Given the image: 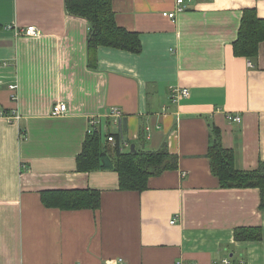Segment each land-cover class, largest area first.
Returning a JSON list of instances; mask_svg holds the SVG:
<instances>
[{"label":"crops","instance_id":"1","mask_svg":"<svg viewBox=\"0 0 264 264\" xmlns=\"http://www.w3.org/2000/svg\"><path fill=\"white\" fill-rule=\"evenodd\" d=\"M65 2L0 0V112L19 117H0V264H264L259 190L221 188L207 157L216 128L236 168L264 162V41L252 61L233 51L243 11L264 20V0H191L173 22L162 14L175 0H111L140 52L99 48L91 65L90 27ZM27 26L41 36L13 31ZM172 88L188 98L173 101ZM57 102L67 111L52 116ZM111 108L122 112L116 126ZM93 117L110 154L105 136L120 131L129 149L165 148L177 169L141 193L120 190L114 170L79 171ZM72 191L100 192V207L48 208L40 197ZM244 228L261 240L235 241Z\"/></svg>","mask_w":264,"mask_h":264},{"label":"trees","instance_id":"2","mask_svg":"<svg viewBox=\"0 0 264 264\" xmlns=\"http://www.w3.org/2000/svg\"><path fill=\"white\" fill-rule=\"evenodd\" d=\"M68 15L84 19L89 27L87 52L90 65L95 64L96 50L107 48L127 51L133 54L140 52L139 37L136 33L127 32L117 27L111 0H66ZM264 41V20L256 16L254 9L244 10L241 17L238 36L233 43L234 55L248 58L250 61L257 54L258 45ZM212 141L207 157L212 175L224 189H258L260 194V209H264V162H259L255 170L245 171L235 167L234 155L231 150H225L221 145L218 129L212 128ZM112 135L116 143L102 145L101 134L92 132L86 136L83 149L77 157V169L81 172L90 170H114L119 179V189L122 191L142 192L147 189L148 180L166 171L176 170L178 159L165 148L157 151H136L130 149L120 152V131ZM42 203L48 208L64 210H97L100 207L101 193L96 191L44 192L40 194ZM261 230L244 228L234 231V239L238 242L260 241Z\"/></svg>","mask_w":264,"mask_h":264},{"label":"built area","instance_id":"3","mask_svg":"<svg viewBox=\"0 0 264 264\" xmlns=\"http://www.w3.org/2000/svg\"><path fill=\"white\" fill-rule=\"evenodd\" d=\"M191 0H175V9L172 12H164L162 14V17L167 18L169 20H171L172 22L175 19V15L177 13H180L182 11L185 10L186 8V3H190ZM13 31L17 34H22L24 36L27 37H40L41 33L40 31L35 27V26H27L25 28L22 29H17V28H13ZM9 92H10V98L12 101H17V85L16 83H13L11 85H9ZM189 96V92L187 89L184 88H172L171 89V99L180 101V100H184L186 98H188ZM67 111V107L64 103L61 102H57L51 110V115L52 116H59V115H64ZM0 117H4L7 122H12L13 120L18 121L19 117L17 114H14L12 116H6L5 114H3L2 112H0ZM122 117V112L116 108H111L109 113L107 114V118L109 120V122H111V124L113 125H117L118 121L121 119ZM229 119H231L234 122H240L241 119L239 117H229ZM89 124H90V129L88 134H91L92 132H97V125L99 124V121L96 119V117H93L89 120ZM106 141L111 144L112 146L115 145L116 140L112 135H109L106 139ZM119 145H120V152H124L126 150H129V145L126 141H124L123 139H120L119 141ZM175 223V220H171L170 224L173 225ZM223 264H230L228 259H225L222 261ZM180 264V263H177ZM242 264V263H241Z\"/></svg>","mask_w":264,"mask_h":264},{"label":"water","instance_id":"4","mask_svg":"<svg viewBox=\"0 0 264 264\" xmlns=\"http://www.w3.org/2000/svg\"><path fill=\"white\" fill-rule=\"evenodd\" d=\"M134 151V146L132 145L131 147H130V152H133Z\"/></svg>","mask_w":264,"mask_h":264}]
</instances>
